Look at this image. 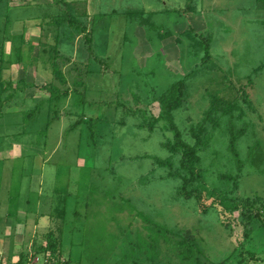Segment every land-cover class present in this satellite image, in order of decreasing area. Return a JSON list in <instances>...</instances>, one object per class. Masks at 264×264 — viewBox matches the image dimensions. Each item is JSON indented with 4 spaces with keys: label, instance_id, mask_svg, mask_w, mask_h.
<instances>
[{
    "label": "rangeland",
    "instance_id": "1",
    "mask_svg": "<svg viewBox=\"0 0 264 264\" xmlns=\"http://www.w3.org/2000/svg\"><path fill=\"white\" fill-rule=\"evenodd\" d=\"M0 6L7 10L0 20V75L37 86L0 98V174L7 173L9 185L18 171L11 186L19 196L31 186L30 176L22 178L28 164L43 177L54 199L37 212L53 224L42 243L51 230L62 243L56 259L39 264H264V0H4ZM66 13L84 21L86 15L96 26L93 54L67 23L58 52H44L49 37L59 36L56 28L46 35L47 17ZM183 82L174 119L187 139L192 127L208 123L203 185L230 201L229 210L239 206L229 226L216 209L203 214L198 201L178 197L181 182L158 164L170 161L180 172L173 133L151 118ZM42 86L70 93L55 102ZM33 111L41 117L28 121ZM232 132L244 161L240 174L229 149ZM237 175L235 188L227 177ZM6 191L1 198L8 204ZM25 215L19 209L15 217Z\"/></svg>",
    "mask_w": 264,
    "mask_h": 264
},
{
    "label": "trees",
    "instance_id": "2",
    "mask_svg": "<svg viewBox=\"0 0 264 264\" xmlns=\"http://www.w3.org/2000/svg\"><path fill=\"white\" fill-rule=\"evenodd\" d=\"M4 0H0V5L3 4ZM5 14H7V10L5 11L0 6V20L5 17ZM49 20L46 19V24L44 28H48V32L46 35H48L51 32L50 28H56V31L54 34L59 35L57 38L61 35V28L65 23L68 24L69 28L73 31L72 34H78L82 36L83 40L88 46V50L91 54H93V43H94V32L95 27L93 24L89 27L88 23V16L84 15L85 21L77 16H73L70 13H66L65 17H47ZM97 19L94 18V23ZM66 21V22H65ZM54 26V27H53ZM59 30V31H58ZM2 37V32L0 29V38ZM55 38V39H57ZM200 40L205 39L203 36H199ZM55 39H51L50 41H54ZM0 43H2L0 39ZM52 43V42H50ZM53 44V43H52ZM52 44H48L49 47L44 46V52L46 55L48 54H54L58 51L52 49ZM54 47V46H53ZM48 48V49H47ZM211 49V40H207L205 44V50L206 55H209ZM52 50V52H51ZM59 55L56 54V58ZM206 57V56H205ZM4 59V58H3ZM2 54L0 55V63L3 61ZM99 60V59H96ZM55 64L54 60L50 65ZM56 75L59 79L64 80L63 74L60 71L56 72ZM21 81V80H20ZM36 88L37 86L32 83H27L26 85L21 82H11L6 80L5 78L0 75V98L2 97V94L5 93V91L9 90L10 94L8 97H14L16 89L22 90L23 88ZM43 89H48L50 93L52 94L53 98L55 99V102H59L63 98L67 97L70 93V90L61 91L57 87H46L42 86ZM17 90V91H18ZM184 90H185V84L184 82L180 84L178 89V94L176 96L169 94V98H164L162 101V110L158 116L152 117V121H163L165 122L167 128L169 131L173 133L174 142L171 145V150L177 151L181 155V159L179 162V168L178 171L180 172H174L173 168L174 165L170 161H164V160H158V164L162 166H166L169 168V179H177L181 182V186L179 187L177 194L178 197L185 199V200H196L199 203L200 211L203 214H207L212 208L216 209L219 213V216L222 220L223 226H229L231 222V218L233 217V212L239 210L238 205H234L231 207V210H229L228 205L230 201H227L224 198H221L220 196H215L213 193L208 194L207 188L203 185V173L202 169L200 167L202 162V156L200 154V151L207 146V140L205 139V136L208 133V123L202 122L200 126L192 127L189 131L190 138H185V134L183 133L184 130H182L178 124L175 122L174 119V112L181 108L183 97H184ZM77 93H79L77 91ZM166 99V100H165ZM9 100V99H8ZM84 101V99H83ZM61 102V101H60ZM130 110H133L130 108ZM139 111V110H137ZM136 113V111H133ZM33 112L28 113V121L33 120V117L37 115H33ZM40 113V112H38ZM52 124V121L49 122V125ZM238 136L235 135L232 132L231 138H230V145L229 149L230 152L233 154V156L236 158V164H237V170L239 174L242 172L244 161L240 159L239 152L236 148ZM230 181H233V185L235 188L238 187L239 180L238 175L237 176H229L227 177ZM48 239H46V242H40L36 245L37 253H44L47 254V259L49 261H53L57 258L58 253L60 252L61 248V240L58 238L54 230H51L48 234ZM249 255V258L252 260H258L256 254L253 252H243L242 254ZM45 262L46 264L48 263ZM57 261V260H56ZM57 264H63L59 260L56 262Z\"/></svg>",
    "mask_w": 264,
    "mask_h": 264
},
{
    "label": "crops",
    "instance_id": "3",
    "mask_svg": "<svg viewBox=\"0 0 264 264\" xmlns=\"http://www.w3.org/2000/svg\"><path fill=\"white\" fill-rule=\"evenodd\" d=\"M124 15H127L126 11L124 12ZM143 18H145L148 24L149 17L143 15ZM37 29L40 31L42 28L41 29L37 28ZM44 29L45 28H43V30ZM43 30H41L42 33H43ZM47 32H48V28H46L45 30V33ZM52 38L55 39L54 37H49L48 41L49 43L50 42L53 43V44L50 43L52 44V49L55 48V50H57V48H59L58 45H60V40H63L64 37H61V39L57 38L54 41H50ZM30 89L31 88H26V89L23 88L22 90L16 89L15 94L19 93L21 96H24L26 95L27 91H30ZM16 100L17 98L15 97V102ZM20 101H21L20 103L25 102L22 100ZM40 115L41 113H38L37 118L35 120H39V118L41 117ZM28 167H26V169H24V171L22 172V175H23L22 178L30 176L31 186L27 187L29 193L27 194L22 193L20 196L19 194L12 192L13 187L11 186L12 178L18 175V171L16 172L13 171V173L11 174L9 185H6L7 183L6 178H8L7 173H5L4 170H2L0 174L1 175V180H0L1 182V185H0V264H27L30 261V259L33 260L35 258H37L38 262H40L41 259L47 258L48 256V253L46 257H44V253H37L36 245L42 242L43 240L42 235L45 233L46 230H49L51 226L53 227V224L50 223L49 220L48 222H46V224L44 220L42 222L37 212H39L40 209L46 208L50 204L49 202L50 199H54V196L50 194L51 193L50 191H47V192L44 191L43 177L42 176L39 177L37 173L34 174L33 171L30 170L31 165L28 164ZM41 174H44L43 170H41ZM20 176H21V173H20ZM35 181H36V185L33 186V183ZM5 191L8 196V199H7L8 204L2 200L3 197L1 198L2 194L4 195ZM22 199L24 200L21 201ZM33 201L35 202V205L32 209L30 205L33 204ZM12 204H15L14 208L10 209L9 207V209L3 211L6 205L8 207L9 205H12ZM19 209L24 210L26 213V215L23 218L21 216H19L18 218L15 217V215L18 214Z\"/></svg>",
    "mask_w": 264,
    "mask_h": 264
},
{
    "label": "built area",
    "instance_id": "4",
    "mask_svg": "<svg viewBox=\"0 0 264 264\" xmlns=\"http://www.w3.org/2000/svg\"><path fill=\"white\" fill-rule=\"evenodd\" d=\"M27 264H39V262H38V259L36 258V260L35 259H30V261L27 263Z\"/></svg>",
    "mask_w": 264,
    "mask_h": 264
}]
</instances>
